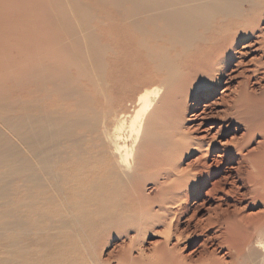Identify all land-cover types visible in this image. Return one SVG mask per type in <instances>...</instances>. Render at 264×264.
<instances>
[{"label": "rangeland", "instance_id": "obj_1", "mask_svg": "<svg viewBox=\"0 0 264 264\" xmlns=\"http://www.w3.org/2000/svg\"><path fill=\"white\" fill-rule=\"evenodd\" d=\"M68 1L71 4L81 3L83 7L79 12L67 11L63 18L70 16L73 21L84 23L86 29L91 30L97 38V45L103 41L115 49V54L108 51L115 57L104 56L111 62L105 72L115 73L110 81H114V84L107 85L106 76V82L98 75L97 78L93 75L81 76L71 66L76 55L83 52L54 47L52 41L61 36L60 33L55 35L53 30L54 22L60 17L50 12L57 6L56 0H0V98L9 102L23 99L37 101L44 108L56 109L63 115L82 108L86 110L85 117L91 118L96 114L99 119L94 132L80 126L74 129L76 135L84 136L79 144L82 148L70 149L68 141H60L59 150H62L51 158L53 164L47 170L40 169L38 160L31 153L26 154L40 175L41 184L38 186L24 181L22 174L10 172V168H15L17 164L16 158H6L0 162V264L229 262V257L224 254L227 248L221 246L217 237L224 230L225 217L217 221L212 210L219 204L217 196L222 194L215 192L210 196L206 192L224 175L212 160L219 144L242 141L245 135V124L238 115L243 107L235 103L237 83L232 81L230 91H225L227 95L222 101L221 90L226 86L227 75L209 83L206 81L210 73L208 67L197 72L201 76L195 77V68L199 67L201 59L199 55L187 54L175 59L177 63L183 62L179 69L184 78L165 83L162 95L145 117V138L140 145V163L136 169L140 175L132 181L133 186L127 187L128 190L124 188L126 185L120 186L118 191L109 192L103 199L96 185V156L99 150L96 144L97 135L102 129L101 121L112 127L115 115H131L137 107L138 93L160 85L158 78L165 73L148 71L150 63L144 58L143 51L135 46L128 21L121 17L122 14H130L132 2ZM255 2L257 4L252 6L255 9L251 10L252 7L248 5L246 7L251 16H255L252 20L264 32V0ZM237 49H240V45H237ZM262 53L263 50L257 51L245 61ZM169 56H174L173 50L169 51ZM113 60L115 65L112 67ZM94 63H86L87 67L83 64L80 69L83 72L91 69L93 73ZM184 63L192 66L191 70L183 68ZM252 64L246 66L249 75L255 67ZM48 65L51 66L48 70L58 77L57 84L66 83L76 89L75 92L66 95L62 91H55L50 93V98H43L45 84L32 83V80L39 68ZM102 81L105 84L102 85ZM38 89L39 93L36 92ZM263 91L264 69H261L250 78L247 92L258 95ZM203 92H206V97H201ZM197 100L199 104L209 103L207 119L203 121L205 127H211L208 134L193 131L195 125L188 121L189 114L194 110L190 102L196 103ZM23 109L17 105L14 114H22ZM35 111L29 113L35 114ZM0 131H4L7 138L11 136V143L24 148L7 128L0 125ZM202 135L205 138L203 141L196 140ZM261 138L260 134L248 138L245 148L255 147ZM152 139L156 141L152 143ZM165 141L167 144L164 146ZM205 142L211 143L207 153ZM227 161L224 158L223 166L228 165ZM235 185V191L241 193L236 192L239 199L235 203L240 209L236 214L253 215L264 210L263 202L258 200V203L249 192L247 181ZM224 186L228 188L230 185ZM183 193L187 195L185 200L182 199ZM229 212L233 213L231 207ZM168 228L173 233H181L179 241L172 237L166 246L173 250L171 254H174V259L164 251L160 252L166 244Z\"/></svg>", "mask_w": 264, "mask_h": 264}, {"label": "bare ground", "instance_id": "obj_2", "mask_svg": "<svg viewBox=\"0 0 264 264\" xmlns=\"http://www.w3.org/2000/svg\"><path fill=\"white\" fill-rule=\"evenodd\" d=\"M118 1L120 2V0ZM124 1L132 2L133 6L129 15L122 14L121 17L123 20L128 21L135 38V46L138 47V50L143 51L144 58L150 63L148 71L155 74L164 72L165 74L163 77L158 78L160 85L145 88L138 93L136 97L137 107L131 115L128 113L129 116L125 114L115 115L112 127H109L105 121H101L102 129L99 136L97 135L98 141L96 144L99 147L96 156L98 160L96 185L101 190L99 192L102 194V198L105 199L109 192L118 191L120 186L126 185L124 188L133 186L132 181L140 175L137 174L136 169L140 163V145L145 138L143 129H145L146 115L153 110L156 101L162 95L165 83L181 77L184 78L179 69L183 62L177 63L175 59L187 54L199 55L201 59L200 64H198L199 67L196 66L197 68H195V77L198 78L200 74L197 72L207 67L210 73L206 81L209 83L212 80L216 82L221 76L227 75L226 86L221 90L222 96L220 99L224 100V96L227 95L225 91H230L232 81H234L237 83L235 103L241 104L243 107L241 114L238 115L245 124V135L242 141L219 144L220 147L217 148V153L213 155L212 160L218 169L223 170L224 175L221 179L215 181L212 187L210 186L209 191H205L210 196L215 192L222 194L217 196L219 204L212 210L217 221L221 217H225L224 230L217 236L221 241V246L227 248L224 254L230 259L229 262H224V264H264V210L253 215L236 214L240 209L235 203L239 199V194L236 193L238 190L235 191V184L247 181L250 186L249 192L257 202L260 200L264 205V91L258 95L247 92L250 78L259 73L261 69H264V59L262 58L264 57V32L259 29L254 19L252 20L255 16L252 14V17L246 7L248 5L251 8L257 3L255 0ZM56 2H58L57 6L52 8L50 12L60 17V19H56V23L54 22L53 30L55 35L60 33L61 36L54 38L52 41L54 47L59 46L70 50V52L72 50H77L79 53L83 52L76 55L71 66L75 67L81 76L91 77L93 75L97 78L98 75L103 80L106 76L107 82L104 80L106 84H114V81L112 83L110 81H112L111 78L115 76V73L113 75V71L111 74L105 71L111 63L107 61L106 57L108 55L115 57L114 55L111 56L110 53L108 54V51L115 54V49L108 47V44L103 41L97 45V38L91 30L86 29L84 23L73 21L70 16L63 18V15H67V11H80L83 7L81 3L71 4L68 0H56ZM253 9L255 8L252 7L251 10ZM237 45H240V49H237ZM171 50L174 51L172 57L169 56ZM261 50H263V53L259 57L252 56L248 61H245L249 55ZM105 54L106 57H104ZM94 60H96L95 63ZM86 63H94L93 73H91V69H88L85 72H90L85 74L84 70L80 69L83 64L87 67ZM248 63H253L255 66L251 70V75L247 74L246 66ZM114 65L113 60L111 66ZM48 66L39 68L32 80V83L45 84L43 98L45 96L50 98V93L55 91H62L66 95L75 92L76 89L66 83L63 85L57 84L58 77L54 72L49 71L51 66ZM191 67L184 63L183 68L189 70ZM216 75L219 77H216ZM240 78L242 79L240 80ZM236 79L239 80L236 81ZM105 82L101 84L103 85ZM36 92L39 93V89ZM184 96L186 95L184 94ZM206 96V92L201 95V97ZM17 105H21L25 110L20 115L14 114V108ZM190 106L194 107L188 118V121L195 125L193 131L200 130L199 132L208 134L211 127H205L203 121L207 119V109L210 108L209 103L199 104L197 100L196 103L191 101ZM32 110H36L35 114L29 113ZM85 112V109L80 108L79 111L63 115L56 109L44 108V105L42 106L37 101L30 102L23 99L22 101L12 100L9 102L0 98V125L7 128L19 140V144L24 146V148L17 147V145L11 143L10 135L7 138V135L3 133L4 131H0V162L6 158H16L17 164L15 168H10V172L22 174L25 177L24 181H31L34 186L40 185V175L36 172V167L34 168L33 164L29 162V156L26 154L31 153L38 160L37 164L40 165V169L47 170L53 164L51 158L62 150V148L59 150L60 141H68L70 149L81 147L79 144L82 143V137L84 136L80 137L82 134L80 136L76 135L74 129L80 126L86 128L87 131L94 132L96 131V122L99 120L96 114L91 118L85 117ZM256 134L262 135L261 141L255 147L247 150L245 148L246 140ZM203 138L204 135L196 140L203 141ZM153 140L156 141V139H152V143ZM159 141L161 142V140ZM213 141L212 136L211 142ZM91 143L95 144L94 142ZM166 144L165 141L162 145L165 146ZM210 144V142L204 143L206 153L209 152ZM224 158L228 160L226 162L227 166H223ZM56 184L54 185L56 186ZM225 184L230 186L225 188ZM182 197L179 199H187L185 193L182 194ZM230 207L233 210L232 214L229 212ZM165 237L166 244L160 252L164 251V254L173 257L174 254H171L173 250L171 251L166 246L172 237L179 241L181 233H173L171 228H168Z\"/></svg>", "mask_w": 264, "mask_h": 264}]
</instances>
